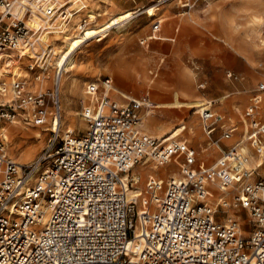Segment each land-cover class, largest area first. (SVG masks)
Instances as JSON below:
<instances>
[{
  "label": "built area",
  "instance_id": "built-area-1",
  "mask_svg": "<svg viewBox=\"0 0 264 264\" xmlns=\"http://www.w3.org/2000/svg\"><path fill=\"white\" fill-rule=\"evenodd\" d=\"M169 1L156 0L153 6ZM175 1L186 13L200 0ZM88 7L89 0H0V55L28 58V69L43 82L55 55V31L90 25ZM145 9L137 8L133 19ZM162 23L160 18L152 22V34ZM21 77L12 83L19 104L0 103V121H12L29 107L26 116L43 125L48 94L28 93V81ZM102 83L103 90L99 82L85 87L82 135H62L59 125L28 163L9 155L0 139V264H264V176L257 179L255 173L263 158L252 167L245 145L264 156L259 105L245 108L243 140L226 148L223 140L238 126L211 107L200 111L208 142L221 154L197 169L194 147L175 136L145 132L141 102L113 100L111 78ZM3 92L7 89L0 84ZM49 95L60 112L59 94ZM175 155L181 156L183 178H150L143 193L129 195L141 180L134 173L137 165L168 164ZM214 185L222 194L215 203ZM227 210L239 215L222 218Z\"/></svg>",
  "mask_w": 264,
  "mask_h": 264
},
{
  "label": "rangeland",
  "instance_id": "rangeland-1",
  "mask_svg": "<svg viewBox=\"0 0 264 264\" xmlns=\"http://www.w3.org/2000/svg\"><path fill=\"white\" fill-rule=\"evenodd\" d=\"M91 1L89 0V3ZM155 1L106 0L105 3L98 2L100 8L97 11L95 7L90 6L88 13L96 11L95 15H97L100 12L102 15L97 16L98 21L103 23L115 14L128 9L144 6L148 8ZM185 11V8L179 7L177 1L172 0L162 7L144 10L142 15L135 19L132 18L133 21L131 19L123 28H111L105 38L100 39L102 35H97L79 46L72 56V65L68 70H64L65 75H63L68 82H73L71 83L73 84L72 90L69 92L67 89L69 83H67L63 87L62 94L59 93L60 99L64 97L60 122L62 135L65 131L82 135L87 126L81 115V102L86 98L85 87L92 82H99L102 85V81L106 78H111L110 95L113 98L121 102L135 98L140 100L143 106L141 125L143 130L152 136H171V132L176 131L180 134L175 138L180 140L187 138L189 141L198 143V136L203 134L199 109L202 106L207 108L210 104L209 100L212 99L213 108L219 111L227 109L231 113L232 121L238 126L234 137L235 143L243 140L242 134L245 129L243 112L249 104L259 105L260 118L264 120V90L260 88V82H264V0H209L207 3L200 0L189 12L185 13ZM156 12L162 14L160 18H165L163 29L159 34L153 33V38L147 39L152 34H150L151 15ZM171 24L172 31L179 25L180 29L184 27V30L182 29L184 32L189 30L188 42L193 44L205 32L211 36L210 32L214 31L218 33V36H222L221 38H229V44L222 39L218 41L222 45L220 47L226 50L223 54V61H230V65L204 67L198 56H188L182 60L184 67L165 69L170 65V58L164 54L162 48L168 42L165 40L168 37L167 26L171 28ZM143 28L144 32L141 31ZM223 30L229 32V37H226L227 33ZM78 33L79 31H76L75 35ZM160 36H163L162 39H154ZM62 39H57V36L52 39L55 52L61 51ZM207 39L205 38L203 42ZM173 40L176 41L177 38L173 37ZM182 47L183 43L173 46L171 50L177 49L183 52ZM140 51H143V57L137 60L135 57ZM147 53L150 59L147 58ZM58 56L54 55L51 61L53 65L55 64L54 66L57 65ZM160 58H165L161 66H159ZM27 59L21 61L19 69L14 66L12 72L20 73L22 79H27L26 91L28 93L37 95L43 91L48 94L50 118L45 125H36L32 120V115H25L24 119L19 118L15 121H0V139L4 141L9 155L20 163H28L36 159L46 148L53 135L51 112L56 110L52 95H49V93L54 94L55 91L54 68L50 67L47 70L48 75H44V81L39 82L35 79L33 72L28 69ZM154 67L160 69H152ZM152 70L154 73H151ZM178 74L181 82H178L180 86H177V89L166 90L161 87L163 84L169 85L173 82ZM11 78V75H8L4 78L0 77V80L11 87ZM246 79L250 86H239ZM204 81H206V88L200 89L198 84ZM230 83L232 86L228 85ZM234 83H238V86H233ZM12 98V93L5 97L0 95L2 99L0 102L9 101ZM16 99L9 101L8 104L16 106L19 104ZM225 106L227 108L224 109ZM73 120L74 125H72ZM151 120L153 124L149 123ZM46 125L51 128L48 129ZM183 125L187 126L185 130L180 128ZM5 127H12L14 130L7 133L2 130ZM37 131L42 133L40 138L36 136ZM206 144L208 145L209 142ZM245 145L250 161L255 166L263 158L262 165L257 166L255 172L256 178L260 179L264 176V156H258L254 145L251 146L248 143ZM207 152L200 150L197 154V169L205 167L200 165V160L202 156L206 157ZM155 166L158 169L161 167L163 171H157L152 175L151 172ZM134 173L140 175L141 180L129 188V194L133 191L143 193L144 185L150 178L157 177L166 181L163 176L172 177L173 173H176L175 177H178L181 174V168L180 164L174 161L167 165L145 161L136 166ZM213 188L217 194L212 200L215 203L222 194L215 185ZM233 212L235 211L227 210L222 218L228 217V214L232 215ZM235 214L239 215V212ZM242 222L245 225L244 228L247 229V215L244 214Z\"/></svg>",
  "mask_w": 264,
  "mask_h": 264
},
{
  "label": "bare ground",
  "instance_id": "bare-ground-1",
  "mask_svg": "<svg viewBox=\"0 0 264 264\" xmlns=\"http://www.w3.org/2000/svg\"><path fill=\"white\" fill-rule=\"evenodd\" d=\"M98 2H101V3H105L106 0H92L90 3H89V7L91 6L92 8L95 7V10H99L100 6H98ZM172 2V0H170L168 3ZM94 5V6H93ZM182 5H179V7H181ZM88 7V8H89ZM153 8H156L155 6L150 5V7H146V11L147 10H150V9H153ZM93 10V9H92ZM95 11V12H96ZM137 11V8H133L132 10L131 9H128L124 12H120L118 14H115V16L109 18L107 21L103 22V23H100L98 20V17L97 16H101L102 14L100 12L97 13V15H95L96 13H91L90 16L92 17V22L90 25L88 26H85V27H76V26H71V27H68L67 29H64L63 32L59 31V30H56L55 31V36H57V39H62L61 40V45H60V48H61V51H56L55 52V47L53 48L54 49V54L56 56L59 57L58 61H57V65L54 66L52 63H51V68H54V72H55V79H54V85H55V93H62L63 91V87L65 84L69 83L68 85V90L69 92L72 90L71 88L73 87V82H68L65 77H63L64 74V70H68V68L72 65V56L74 55V52L79 48V46L84 43V42H87L89 41L90 39L94 38V37H97V35H102L100 37L101 38H105L107 35L106 33L111 29V28H123L126 26V24L133 18L134 16V12ZM72 28V29H71ZM72 30H74V32H71ZM118 30V29H117ZM78 32V35H75V32ZM71 32V33H70ZM16 54L13 53V52H8V53H5V54H1L0 55V77L4 78L5 76H8V75H11V84L13 83V81H15L18 76H22L20 73H15V72H12V68L14 66H16L17 69H19L18 66L21 65V60H19L18 57L15 56ZM18 56V55H17ZM49 67V68H50ZM48 68V69H49ZM47 69V70H48ZM44 71V75H46V73L48 71ZM21 72V71H19ZM46 81V80H45ZM57 83H58V86H57ZM0 84L3 86V87H6L7 89V92H3V93H0L1 96H8L9 94L12 93L13 95V98L11 100H13L14 98H17V96L15 95L13 89H12V85L11 87H8L4 81L0 80ZM42 93H45L42 91ZM60 94H59V97H60ZM9 99V101H11ZM139 100V99H138ZM8 100L7 101H2L0 103L2 104H5V103H8L9 102ZM140 101V100H139ZM209 106H207L208 108ZM61 108V107H60ZM206 108V106H202L199 110L202 111ZM206 108V109H207ZM30 108L28 107L27 108V111H19L18 115L12 120V121H15L16 119H19V118H22L24 119L23 117L30 112L29 110ZM52 114V117H51V120L53 119V127H48L47 125V128L48 129H58L59 128V125L60 122H61V119H62V108L60 110V112H51ZM50 117L47 116V119H46V122H48V119ZM153 120H151L149 123L150 124H153L152 123ZM74 125V120L72 121ZM17 124V122H16ZM45 125V124H43ZM185 125L181 126L180 128H183V130H185ZM3 131L7 132V133H10L12 132L14 129L12 127L10 128H3L2 129ZM1 131V132H3ZM5 134V133H3ZM180 133L179 132H176V131H172L171 132V136H175L177 137ZM36 136L37 138H40L42 136V133L40 131H37L36 133ZM170 136V135H169ZM181 156L179 155H175L172 157V161L174 162H177L178 165L181 163V159H179ZM146 161H152V162H156L155 160H146ZM172 161L170 163H172ZM145 162V161H144ZM157 164L161 165L160 163L156 162ZM168 163V164H170ZM164 165H167V164H164ZM160 167V166H158ZM157 171H163V169L160 167L159 169L155 166L153 169H152V172L151 174H155ZM137 174H136V178H137ZM176 176V173H173L172 177L174 178H183L182 177V173L178 176V177H175ZM141 178V177H140ZM131 196H135L137 194H141V192L137 191H133V192H130ZM215 195H217L216 193H214Z\"/></svg>",
  "mask_w": 264,
  "mask_h": 264
},
{
  "label": "crops",
  "instance_id": "crops-1",
  "mask_svg": "<svg viewBox=\"0 0 264 264\" xmlns=\"http://www.w3.org/2000/svg\"><path fill=\"white\" fill-rule=\"evenodd\" d=\"M209 1V0H208ZM207 3V2H206ZM209 4V3H208ZM162 16V14H158L157 12L153 15H151L152 17V20L150 22V34L152 33L151 31V24L152 22L157 19V18H160ZM149 17V18H151ZM212 18V17H211ZM162 19L163 23H162V27L161 29L156 32L159 34V32L162 31L163 29V24L165 22V18L162 17L160 18ZM221 23V22H220ZM170 25V24H169ZM169 26H167V33H168V37L165 39L166 42L164 45H163V48H162V51L164 52V54L166 56H168L170 58V65L169 67L165 68V69H170V68H182L184 67L183 64H182V60L186 57H195V56H198L201 64L206 67V66H224V65H230V61H223V54L226 52V50L224 49V47H220L222 46L220 43H219V39H222L224 40L227 44H229V38H226L224 39L221 38L222 36H218V33L216 32H210V34H212L211 36L208 35L206 32L205 34H202L201 37H199L197 40H196V43H190L188 42V34H190V31L188 30L187 32H184V27L182 29L181 26L179 25L178 27L175 28L174 31H172V24H171V28H169ZM214 29V28H213ZM181 30V31H180ZM215 30V29H214ZM141 31L144 32V28L141 29ZM225 33H227L226 37H229L228 35V31L227 30H223ZM205 35H208V36H205ZM205 36V37H203ZM154 35L151 34L149 35V37H147V39H151L153 38ZM163 36H160L159 38H154V39H162ZM173 37L174 38H177V40H173ZM205 38L207 39L205 42H203V40H205ZM96 39V38H95ZM181 43H183V47H182V51H179L177 49H174V50H171V48H173V46H178L180 45ZM143 44V43H142ZM144 45V44H143ZM197 48V49H196ZM145 53V52H144ZM143 54V51L139 52L137 57H135V59L138 60V58H142ZM147 58L150 59V55L147 53ZM160 62H159V66L162 65V63L164 62L165 58H160ZM180 65V66H179ZM189 67V66H188ZM186 67V68H188ZM152 69H160L159 67H154ZM154 73V70L151 71V73ZM157 73H155L156 75ZM46 75H48V72L46 73ZM55 75V73H54ZM179 77V74L176 75L174 77V81L173 82H170L169 85L167 84H163L161 85V87H164L166 90H170V89H177V86H180L178 82H181L180 79H178ZM244 79V78H243ZM238 83H234L233 86H238L237 85ZM250 83L248 82V79L244 80L243 82H241V84H239V86H242V85H249ZM229 86H232L231 83L228 84ZM101 89L103 90V85H101ZM199 88L200 89H205L206 88V81L204 82H201L198 84ZM112 88V87H111ZM112 91V90H111ZM111 91H110V94H111ZM174 91V90H173ZM64 92H66L64 90ZM176 92V91H175ZM177 93H179V91H177ZM62 94V93H61ZM126 95V94H124ZM175 97V96H174ZM111 98L113 100H118L119 99H115L113 98V96L111 95ZM63 99L64 97L62 96V99H60L61 101V105H63ZM176 99V98H175ZM2 100V99H0ZM213 100V99H212ZM212 100H209L210 104L208 105L209 107H211L215 112H218L220 114H223L224 116L226 115V118H227V122L228 124L230 125H234V121H232V116H231V113L226 110L224 111H219V110H216L215 108H213V104H212ZM253 100V99H252ZM84 101H86V98L84 99ZM175 101V100H174ZM174 101H172L174 103ZM254 101V100H253ZM121 102V101H120ZM82 103V102H81ZM177 104V103H176ZM251 104H256V103H251ZM250 105V104H249ZM248 105V106H249ZM258 105V104H257ZM143 106L141 107V117H142V111H143ZM227 108V106L224 107V109ZM158 122V121H157ZM200 122H201V119H200ZM201 125H202V122H201ZM186 126V125H185ZM181 127V126H180ZM187 127V126H186ZM185 127V129H186ZM143 129V128H142ZM203 129V127H202ZM237 133V131L235 132ZM235 133L233 134L232 138L231 139H227V140H223L222 142V147L223 148H226V147H229L231 146L232 144L235 143ZM149 134V133H148ZM151 135V134H150ZM214 137H219L221 135V130L219 128H215V131L213 133ZM183 141H186L189 145H191L192 147H194V149L196 150V158H197V154L200 152H203V151H208L207 152V155L206 157L203 158V156L201 157L202 159L200 160V165L202 166H208L209 164H211L212 162H214L221 154V149L220 148H217L215 146H210V144H206L208 143V138H207V135L205 134L204 130H203V134H200L198 136V143H194L192 142L191 140L189 141L187 138L183 139ZM207 141V142H206ZM207 145V146H206ZM251 145V144H250ZM253 146V145H251ZM198 159V158H197ZM259 164V163H257ZM256 164V165H257ZM250 165L252 167H255V165L250 161ZM254 165V166H253ZM164 179L167 181L171 178V176L167 175V176H163Z\"/></svg>",
  "mask_w": 264,
  "mask_h": 264
}]
</instances>
